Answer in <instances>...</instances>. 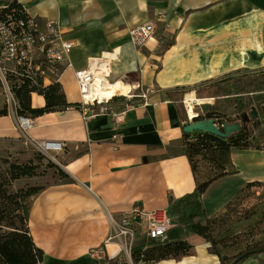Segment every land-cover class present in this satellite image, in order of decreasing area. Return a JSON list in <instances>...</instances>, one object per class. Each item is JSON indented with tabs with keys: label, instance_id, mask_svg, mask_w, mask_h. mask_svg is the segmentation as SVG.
I'll use <instances>...</instances> for the list:
<instances>
[{
	"label": "crops",
	"instance_id": "crops-1",
	"mask_svg": "<svg viewBox=\"0 0 264 264\" xmlns=\"http://www.w3.org/2000/svg\"><path fill=\"white\" fill-rule=\"evenodd\" d=\"M11 1L40 24L57 20L63 37L73 42L70 59L75 67L115 50L110 79L137 88L132 90L134 105L118 127L109 116L84 115L75 105L26 113L33 118L26 131L18 126L17 111L0 115V152H29L32 140L64 143L57 155V177L40 178L35 184L40 189L30 197L27 226L42 250L41 264H109L120 252V246L108 240L112 218L135 206L167 208L176 217L170 210L173 201L204 181L185 153L184 104L167 91H195L202 81L236 69H264V0H0V7ZM147 21L154 23L155 31L144 45H137L128 31ZM51 82L45 78V84ZM58 87L67 102H79L71 69L61 75ZM124 100L117 96L113 102L121 109ZM28 101L37 107L44 98L32 92ZM258 118L263 128L264 113L258 111ZM249 140L247 148L228 150L223 174L202 192L206 216L215 217L247 183L264 182V143L258 146L254 134ZM174 221L179 231L168 239L181 238L194 246L191 235L204 243ZM95 248L101 251L93 252ZM243 264H257L256 258L248 256Z\"/></svg>",
	"mask_w": 264,
	"mask_h": 264
},
{
	"label": "built area",
	"instance_id": "built-area-1",
	"mask_svg": "<svg viewBox=\"0 0 264 264\" xmlns=\"http://www.w3.org/2000/svg\"><path fill=\"white\" fill-rule=\"evenodd\" d=\"M154 31V23L147 21L131 27L128 35L135 44L144 45ZM72 47L73 42L63 37L57 20L46 19L40 24L23 7H0V85L7 101L16 112L15 90L25 88L30 93H37L38 89L47 85L44 83L45 78H51V83H58L61 75L71 69L79 93L78 106L83 114H105L110 117L114 126L118 127L127 110L133 107L134 96L131 92L127 95L100 97L101 93L116 81L110 79L115 50L89 57L85 66L75 67L70 59ZM117 96L125 98L124 107L121 109L113 102ZM142 97L145 99L146 94L142 93ZM182 102L186 109L184 98ZM195 105L197 104H194V116H190L186 109V123L205 117L201 107L195 108ZM213 118L219 128L223 121H228L223 117ZM17 123L26 131L33 124V118L28 114H18ZM118 136V132L113 135L114 138ZM31 143L43 153L57 154L64 148V143L59 140H32ZM111 221L112 228L108 240L120 246L114 264H148L142 260L133 261L132 258L140 235L142 239L163 241L168 239L169 231L176 227V222L167 208L143 210L135 206ZM100 251V248L93 250L97 253Z\"/></svg>",
	"mask_w": 264,
	"mask_h": 264
},
{
	"label": "trees",
	"instance_id": "trees-1",
	"mask_svg": "<svg viewBox=\"0 0 264 264\" xmlns=\"http://www.w3.org/2000/svg\"><path fill=\"white\" fill-rule=\"evenodd\" d=\"M10 5L22 7L16 1H11ZM241 71L243 69H236L218 78L202 81L195 89L196 96H202V89L209 88L212 90L207 96L215 98L221 96L223 82L230 76ZM254 79V76L248 78L249 84L252 85L255 81ZM239 82L245 87L248 85L244 84L245 82L243 80H239ZM182 90H184V87H176L167 91V94L174 98ZM37 93L43 96L44 103L42 106L32 107L28 101L29 90L25 88L15 90L14 96L17 100L16 111L18 114L30 113L32 115H38L44 112L66 108L71 105H79V102H67L64 95L59 92L58 83L56 82L49 83L43 88L38 89ZM7 112V105L0 108V115L6 114ZM262 112L264 113V106H262ZM204 116L213 117V111L209 109L204 113ZM253 134L260 142L258 146L264 143V127L261 128L260 121L256 125H252L251 123L242 125L239 131L227 138H221L208 132H185V153L188 159L192 161V154L198 150L200 145H210L213 148L223 151H228L231 148H247L251 145L249 136ZM190 138H195V141L190 142ZM1 162H6V160L0 154ZM192 168L194 169L193 165ZM33 169V166L16 162H10L7 168H0V264H41L42 250L35 245L27 226V213L31 203L30 197L40 189V186H30L25 190L12 189L14 180L21 176L34 175ZM222 174L198 183L191 192L185 193L174 200L170 206V210L176 215V220L179 225L187 227L188 230L198 234L209 243L208 250L217 254L219 264H232L236 257L241 256L236 262V264H239L252 254L264 252V240L255 242L233 257H223L220 255L216 248V240L209 234L215 218L206 216L201 202V194L210 182ZM139 244L140 246L133 251L132 258L135 261L142 260L148 264H153V262L161 259L177 258L193 254V246L181 238L172 240L165 239L163 241L141 239ZM109 264H114V262L110 260Z\"/></svg>",
	"mask_w": 264,
	"mask_h": 264
},
{
	"label": "rangeland",
	"instance_id": "rangeland-1",
	"mask_svg": "<svg viewBox=\"0 0 264 264\" xmlns=\"http://www.w3.org/2000/svg\"><path fill=\"white\" fill-rule=\"evenodd\" d=\"M251 76L255 77L252 85L249 84L248 80ZM239 80H243L246 85L248 84L247 87L242 85ZM222 88V95L217 98L207 96L211 92V88L202 89L203 98H211L210 101L206 102L210 103L209 108L213 111L214 117H223L228 121L237 120L239 114L248 112L251 106H255L259 113L263 114L264 69H243V71L230 76L224 81ZM189 91L195 93L193 89L186 88L177 93L178 98L183 100L185 93ZM6 105L9 111L12 109L15 111L14 107H11L7 101L4 89L0 85V108ZM199 107L200 104L195 105V108ZM193 141H195V138L190 139V142ZM27 146L29 152L20 151L17 155L0 152L6 160V162L0 163V168L2 169L7 168L10 162L34 167V175L21 176L13 181V190H25L30 186H37L35 184L41 181L42 179L40 178L42 177L46 181H52L57 177L55 165L58 161V153H43L30 142ZM227 152L213 148L210 145H200L198 150L192 154V165L198 176L203 180H208L222 174L227 162ZM173 218V220H176V217L173 216ZM213 218L215 219L209 234L216 240V248L223 257H233L255 242L264 240V182L254 181L253 183H247ZM175 228L169 231L168 238L174 232L179 231V228L176 230ZM178 233V235L181 234V232ZM196 236L199 238L198 234ZM141 239L142 235L137 239L136 248L140 246ZM196 239L193 240L190 235L189 242L194 243L192 256L201 260L197 264H219L217 254L208 250L209 243L203 238L204 243L200 244V240L195 242ZM250 256L256 258L257 264H264V252ZM243 261L239 264H243Z\"/></svg>",
	"mask_w": 264,
	"mask_h": 264
},
{
	"label": "water",
	"instance_id": "water-1",
	"mask_svg": "<svg viewBox=\"0 0 264 264\" xmlns=\"http://www.w3.org/2000/svg\"><path fill=\"white\" fill-rule=\"evenodd\" d=\"M209 106L210 103L206 101L200 104V107L204 113L209 110ZM257 122H259L258 110L256 109L255 106H251L248 112H241L237 120L230 122L223 121L221 128H219L215 124V119L213 117H203L200 119H196L194 121L187 122L184 125L183 130L186 133H191L193 131L208 132L216 136H219L221 138H227L231 136L233 133L239 131L242 125L246 123H251L252 125H256ZM240 258L241 256L236 257L235 260L232 262V264H236V262Z\"/></svg>",
	"mask_w": 264,
	"mask_h": 264
},
{
	"label": "bare ground",
	"instance_id": "bare-ground-1",
	"mask_svg": "<svg viewBox=\"0 0 264 264\" xmlns=\"http://www.w3.org/2000/svg\"><path fill=\"white\" fill-rule=\"evenodd\" d=\"M132 90L133 92H136L137 88L135 86L132 87L128 82L120 79V80H116L115 83H112L109 88L105 89L103 93H101L100 97L109 96V95L113 96L116 94L127 95L131 93ZM184 100L188 114L190 116H194L196 112L194 109V104H201L202 102L210 101L211 98H198L195 96L193 91H189L185 93ZM197 262L200 263L201 260L192 256L188 259L178 261L175 264H197Z\"/></svg>",
	"mask_w": 264,
	"mask_h": 264
}]
</instances>
